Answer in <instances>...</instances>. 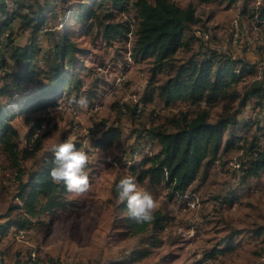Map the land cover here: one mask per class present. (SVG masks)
<instances>
[{"label": "rangeland", "instance_id": "rangeland-1", "mask_svg": "<svg viewBox=\"0 0 264 264\" xmlns=\"http://www.w3.org/2000/svg\"><path fill=\"white\" fill-rule=\"evenodd\" d=\"M29 1H33L28 2L33 7L37 1L50 4L48 22L38 37L41 52L36 59L35 72L49 67L53 59V54L48 53L49 46L59 37L68 35L78 48L86 50V55L77 56L73 79L74 85L80 83L79 97L89 92L96 96L89 100L86 110L68 109L65 98L45 111L18 114L13 123L20 133L22 149L27 146L34 120L42 117L49 121V125L44 124L38 131L44 137L42 150L36 158L23 160L22 166L28 171L35 170L58 144L77 142L92 156L91 188L85 195L69 192L67 197L72 203L67 210L35 219L30 230L17 232L13 228L6 235L0 234V264H114L123 261L128 264H206L209 260L214 264H264V172L261 177L242 184L239 168L242 151L233 148L224 152L225 140L219 154L223 156L221 161L207 170L206 176L202 168L185 197L170 198L161 187L149 190L157 200L156 210L165 215L164 228L159 232L135 235L123 220L128 212L119 209L121 202L112 195L118 176L131 175L136 179L130 167L141 157L136 153L132 158V151H158L156 143L143 140L145 130L179 110L195 111L196 107L185 101L166 107L160 99V87L175 76L177 67L191 58L201 59L209 50H216L254 68L230 89L243 94L256 81L264 85V27L257 25L263 23L257 10L264 0H213L210 3L173 0L181 7L195 8L199 24L193 31L207 32L211 39L207 43L194 41L191 48L179 51L173 61L174 68L158 73L153 79V58L137 63L133 62L131 52L128 55L133 36L128 41L107 45L96 33V27L94 31L85 32L90 19L76 22L72 18L71 6L75 0ZM127 15L116 13L117 21H127ZM14 24L15 45H28L29 34L17 33L21 21ZM7 45L8 42L0 44V54L11 53ZM9 62L11 67L7 71L14 72L17 66ZM2 77L0 74V80ZM3 83L1 81L0 85ZM23 86L26 87L24 83ZM76 95L72 91L71 97ZM21 98L17 97L14 102L22 101ZM115 103L121 110L128 108L127 114L114 108ZM137 103L144 105L143 111L139 118L132 120L131 109L136 108ZM258 103L257 97L251 98L244 108L236 111L237 121L249 126L240 135L243 140L251 141L263 131L264 109ZM237 107L236 102L233 109ZM207 109L211 120L216 121L222 114L223 104ZM110 128L119 131L116 138L107 146H96L95 141ZM18 182L16 170L0 154V224L6 221L4 215L16 216L19 211L13 208L20 203L16 197ZM137 251L148 253L133 260Z\"/></svg>", "mask_w": 264, "mask_h": 264}, {"label": "trees", "instance_id": "trees-1", "mask_svg": "<svg viewBox=\"0 0 264 264\" xmlns=\"http://www.w3.org/2000/svg\"><path fill=\"white\" fill-rule=\"evenodd\" d=\"M212 1L198 0L200 3ZM28 2L32 4L33 1L0 0V44L8 42L7 50L11 49L9 54L7 51L0 54V74L3 76L0 82H4L0 85V154L16 170L19 181L16 197L20 202L13 207L19 210L16 216L11 213L3 216L6 221L0 224L1 235H6L13 228L17 232H26L34 226L35 219L59 210H67L72 203L68 200L69 192L63 182L56 183L50 176L53 152L45 156L35 170L28 171L22 166L23 160L36 158L42 150L44 137L38 131L44 124L49 125L48 118L39 117L34 120L30 126L27 146L23 149L20 133L13 121L18 114L45 111L59 100L67 98L65 100L68 101L72 91L76 92L78 98L81 92L80 83L74 85L73 79L77 56L86 55V50L78 48L68 35H63L49 46L48 53L53 54L49 67L35 72L36 59L41 52L38 37L48 22L50 4L37 1L33 7ZM257 12L263 22L257 25L262 29L264 3ZM116 13L128 14V20L118 22ZM71 16L76 22L90 19L91 24L85 32L94 31L96 27V33L107 45L115 41H128L129 33L132 32L131 58L137 63L153 58L152 79L158 73L174 68L173 61L179 51L191 48L194 41L204 43L198 34L206 33L209 36L207 32L193 31L199 24L195 8L181 7L173 0H75L71 6ZM18 20L21 25L17 28V33L30 36L26 46H17L13 41L14 23ZM3 35L5 40H1ZM210 39L209 37V41ZM9 61L17 66L14 72L7 71L11 67ZM251 69L254 68L249 63L231 59L216 50H209L201 59L191 58L177 67L175 76L160 87V99L166 107L181 100L194 105L196 109L193 112L179 110L160 124L145 130L143 140L156 143L159 149L155 153L151 150L144 153L141 149L132 151V158L136 153L141 157L130 167L136 181L150 191L161 187L168 192L170 198H183L198 179L202 168L206 176L207 170L221 161L223 156L219 154L224 140V152L233 148L242 151V184L249 179L261 177L264 172V127L251 141L243 140L240 135L249 126L237 121L236 111L244 108L254 97L258 98V105L264 109V85L261 81H256L243 94L230 89L246 73H250ZM88 94L85 95L89 100L96 96L92 92ZM17 97H23V100L14 102ZM236 102L239 107L234 110ZM219 103L223 104L222 114L216 121H212L207 108ZM137 106L138 104L131 109L132 120L142 114L141 112L137 115ZM114 108L123 114L129 111L128 108L121 110L117 103ZM118 134L117 129L110 128L95 144L98 147L107 146ZM73 143L81 148L79 143ZM120 178L121 175L112 186V195L116 199L114 185ZM119 209L128 212L126 202H121ZM153 216L152 222L145 224H137L129 215L123 220L135 235L163 230L164 213L155 210ZM147 253L137 251L132 259L141 258ZM114 264L128 263L123 261Z\"/></svg>", "mask_w": 264, "mask_h": 264}, {"label": "clouds", "instance_id": "clouds-1", "mask_svg": "<svg viewBox=\"0 0 264 264\" xmlns=\"http://www.w3.org/2000/svg\"><path fill=\"white\" fill-rule=\"evenodd\" d=\"M87 96L71 97L67 101L70 110H86L89 107ZM54 159L51 161L50 176L56 183L63 182L70 193L85 195L90 191L91 178L89 164L92 156L83 148H78L75 143L65 141L54 149ZM114 191L120 202H126L128 215L137 224L151 223L154 212L158 207L153 193L138 184L135 177L123 176L114 185ZM206 264H214L206 261Z\"/></svg>", "mask_w": 264, "mask_h": 264}, {"label": "built area", "instance_id": "built-area-1", "mask_svg": "<svg viewBox=\"0 0 264 264\" xmlns=\"http://www.w3.org/2000/svg\"><path fill=\"white\" fill-rule=\"evenodd\" d=\"M130 36H131V32L129 33L128 38H130ZM198 36H199V38H200L204 43L209 42V36H208V34H206V33H201V34H198ZM235 36L237 37L238 34L236 33ZM128 55H130V48H129ZM138 114H139V113L137 112V115H138Z\"/></svg>", "mask_w": 264, "mask_h": 264}, {"label": "bare ground", "instance_id": "bare-ground-1", "mask_svg": "<svg viewBox=\"0 0 264 264\" xmlns=\"http://www.w3.org/2000/svg\"><path fill=\"white\" fill-rule=\"evenodd\" d=\"M258 31V30H257ZM131 36H133L132 35V32H131ZM130 36V37H131ZM134 62V61H133ZM137 104H139V103H137ZM143 107H144V105L143 104H139L138 106H137V112L140 114L141 112H142V110H143ZM125 108V107H124ZM123 109V108H122ZM126 112V110L124 109V113ZM127 113V112H126ZM139 114H138V116H139ZM239 168H240V165H239ZM243 168V167H242Z\"/></svg>", "mask_w": 264, "mask_h": 264}]
</instances>
